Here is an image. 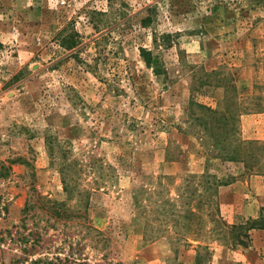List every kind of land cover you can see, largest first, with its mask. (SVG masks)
<instances>
[{"label": "rangeland", "instance_id": "rangeland-1", "mask_svg": "<svg viewBox=\"0 0 264 264\" xmlns=\"http://www.w3.org/2000/svg\"><path fill=\"white\" fill-rule=\"evenodd\" d=\"M259 112L264 0H0V264H211Z\"/></svg>", "mask_w": 264, "mask_h": 264}, {"label": "crops", "instance_id": "crops-1", "mask_svg": "<svg viewBox=\"0 0 264 264\" xmlns=\"http://www.w3.org/2000/svg\"><path fill=\"white\" fill-rule=\"evenodd\" d=\"M242 119L243 128L251 133L249 139L264 141V112ZM218 198L227 225L233 227L247 221L254 224L246 235L240 239L236 236L235 242L216 244L211 264H264V173L236 178L219 186Z\"/></svg>", "mask_w": 264, "mask_h": 264}, {"label": "trees", "instance_id": "trees-1", "mask_svg": "<svg viewBox=\"0 0 264 264\" xmlns=\"http://www.w3.org/2000/svg\"><path fill=\"white\" fill-rule=\"evenodd\" d=\"M79 43L77 42H70L67 46V49L71 50L74 49ZM141 56L143 57L145 63L151 67L155 72L160 73L161 67L158 65V58L153 56L152 51L147 50V49H141ZM76 167V163H73L72 161H66L65 164L63 165V169H61V174L65 175V171L69 173V180L63 176L62 178V183L64 186V190L67 192H72L74 190V187L76 186L78 179H77V174L75 173V176L70 177V167ZM7 176V170L5 167H2V171L0 172V177H5ZM63 211V210H62ZM60 212V211H56ZM28 241V240H27ZM200 259V258H199ZM201 260V259H200ZM29 264H54L53 261H49L48 259H36L32 260Z\"/></svg>", "mask_w": 264, "mask_h": 264}]
</instances>
